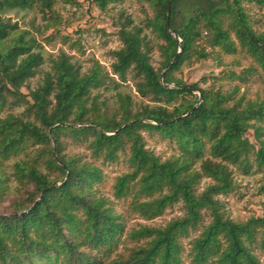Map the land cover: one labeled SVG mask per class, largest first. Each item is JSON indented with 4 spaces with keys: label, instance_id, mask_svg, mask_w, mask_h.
<instances>
[{
    "label": "trees",
    "instance_id": "obj_1",
    "mask_svg": "<svg viewBox=\"0 0 264 264\" xmlns=\"http://www.w3.org/2000/svg\"><path fill=\"white\" fill-rule=\"evenodd\" d=\"M37 1L48 10L54 3L0 0V11L26 10ZM110 1L117 0H98L102 8ZM149 1L155 10L149 25L167 43L162 47L165 67L181 47L166 72L167 84L193 55L208 56L198 47L205 34L211 47L225 54L237 52V40L264 72V33L257 34L250 26L242 6L247 0H171L170 30L180 44L166 26L167 0ZM226 18H232L228 28ZM17 30L16 24L0 18V202L9 195L12 179L19 185L12 211L0 215V264H182L181 240L202 225L204 211L211 221L192 242L193 263L262 264L254 250L257 246L264 250V217L235 222L226 217L216 197L233 191L231 167L246 175L254 168L253 145L231 134V125L253 130L263 152L256 154L255 165L264 169V101L226 107L230 96L203 89L199 103L190 90L198 89L197 84L165 88L137 29L121 31L124 46L114 52L113 73L121 81L129 73L141 78L137 88L143 97L172 103L190 95L195 97L192 103L172 112L163 106H144L133 113L131 98L120 96V118L100 115L92 91L105 85V77L97 66L82 74L65 55L54 62V74L46 75L41 87L25 95L21 89L36 74L41 56L33 53L34 42ZM19 106L26 107L22 115L2 116ZM142 132L175 142L180 155L162 161L147 149ZM64 136L85 144L91 157L104 163L117 162L129 146L130 172L117 178L114 195L130 198L132 213L154 220L182 202L185 215L163 228L133 230L129 238L146 240L145 244L119 253L126 224L96 190L103 171L79 156L67 158ZM12 159L18 160L9 175L5 163ZM54 174L61 179H53ZM204 177L215 183L198 194Z\"/></svg>",
    "mask_w": 264,
    "mask_h": 264
},
{
    "label": "rangeland",
    "instance_id": "obj_2",
    "mask_svg": "<svg viewBox=\"0 0 264 264\" xmlns=\"http://www.w3.org/2000/svg\"><path fill=\"white\" fill-rule=\"evenodd\" d=\"M242 6L252 29L257 34L264 33V0L243 1ZM0 18L10 24H16L18 27L16 32L23 34L27 41L34 42L33 53L41 56L36 74L21 89L25 95L41 87L46 75L54 74V62L65 55L80 69L82 74L90 73L97 66L105 77V85L92 91V101L97 102L100 115L117 114V118H120V96L131 98L133 113L140 112L144 106H163L172 112L175 107L181 104L188 105L195 100V97L199 98L200 93L196 90L201 89L230 96L224 104L226 107L235 105L245 107L248 102L264 101V72L254 58L241 48L237 40V52L225 54L219 48L211 47L206 34L204 41L198 43V47L208 56L199 58L193 55L179 70L172 73L173 83L169 84L170 88L178 84L188 88L197 84L198 89L190 88L195 97L187 95L172 103L158 102L152 96L143 97L138 92L137 83L141 78L135 77L133 73L127 75L126 81H121L113 73L112 66L116 60L114 52L124 46L121 38L122 30L129 32L140 30L150 56V64L159 74L166 71L162 47L167 43L149 25L150 21L155 18V10L149 0L110 1L105 8L100 6L98 0H54L51 10L45 9L42 2L37 1L33 7L26 10L0 11ZM231 22L232 18H226L225 27L228 28ZM231 35L235 38L234 33ZM91 102L87 104L88 107L91 106ZM24 106L7 110L2 116L9 112L22 115L26 109ZM31 120L34 121V117ZM230 133L251 142L254 150L250 153V159L254 168L251 174L246 175L239 168L231 167L234 189L216 199L221 203L226 217L235 222L244 223L251 218L264 217V169H258L255 165L256 154L263 155V152L250 128L231 125ZM142 136L147 149L162 161L180 155L175 142L163 139L157 133L142 132ZM62 142L65 148L63 154L67 158L79 156L83 162H92L102 169L103 182L96 186V190L100 196L109 201L126 224V234L119 253L127 254L130 249L145 244L146 240L136 241L129 238L128 234L133 230L144 226L163 228L171 221L185 215V208L181 202L167 209L162 216L154 220H146L131 212L130 198L120 200L115 197L114 186L117 178L130 172L127 162L129 146L117 162L104 163L102 160H94L85 144L74 143L67 136L62 137ZM207 157L210 158L209 153ZM17 160L12 159L5 163L9 175L12 174V166ZM200 165L201 163L196 165L198 170ZM52 178L59 180L61 175L54 174ZM214 183L212 178L204 177L198 186L197 193H203L208 186ZM10 186L9 195L0 202V215L10 213L13 200L19 196L17 182L12 179ZM203 214L202 225L181 240L182 264H195L191 257L192 242L200 236L203 227L211 221L209 212L204 211ZM254 253L264 264V250L257 246Z\"/></svg>",
    "mask_w": 264,
    "mask_h": 264
},
{
    "label": "water",
    "instance_id": "obj_3",
    "mask_svg": "<svg viewBox=\"0 0 264 264\" xmlns=\"http://www.w3.org/2000/svg\"><path fill=\"white\" fill-rule=\"evenodd\" d=\"M170 13H171V0H167V14H168V20H167L166 26H167L168 31H169L171 34L174 35V37L178 40V42H179V44H180V43H181V40H180V38L178 37V35H177L176 33H174L173 31L170 30V22H169ZM180 54H181V47L179 48L178 54H177L176 57L174 58L173 62H172L170 65H168V66L166 67V71L163 72V73L161 74V84H162L165 88H170V87H169V84H167V83L165 82L166 72L172 67V65L175 64L176 59H177V57H178ZM196 91H198V92L200 93V97H199V103H200V101L202 100V93H201L200 90H196ZM58 126H60V125H58ZM111 134H115V133H110V135H111ZM67 178H68V175H67ZM67 178H66V180H67ZM62 184H63V183L59 184L58 186H61ZM39 200H40V199H39ZM24 213H26V212H24ZM22 214H23V213H22Z\"/></svg>",
    "mask_w": 264,
    "mask_h": 264
}]
</instances>
